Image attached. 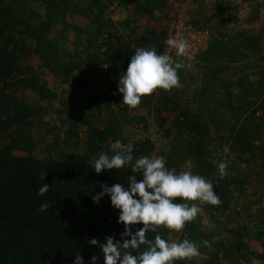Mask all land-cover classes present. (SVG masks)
Here are the masks:
<instances>
[{"label": "trees", "instance_id": "1", "mask_svg": "<svg viewBox=\"0 0 264 264\" xmlns=\"http://www.w3.org/2000/svg\"><path fill=\"white\" fill-rule=\"evenodd\" d=\"M171 1L0 0V264H73L76 255L86 264L96 255L104 264L99 246L88 241L104 242L107 236L119 241L124 225L109 196L98 203L93 196L102 191L101 183H126L134 173L125 167L98 175L92 158L110 152L116 139L134 144L136 157L156 154L150 134L155 122L171 143L159 154L168 166L181 171L191 161V171L214 183L222 203L203 204V212L179 233L161 226L149 238L187 237L200 245L199 257L177 264L264 261V27L257 33H224L239 21L243 0H216L211 10L202 11L203 0H194L197 17L189 23L217 35L198 50L199 67L180 71L181 87L157 89L133 110L118 93L119 76L137 48L168 50L176 17ZM116 4L127 13L120 23L126 31L110 9ZM251 14L260 19L262 11L256 7ZM185 70L200 85L188 86ZM95 81L104 106L93 115L83 110L86 95L79 102L83 108L71 111L61 97L65 91L54 98L62 84L76 95L79 86ZM46 86L53 88L51 96L44 94ZM22 89L39 93L40 102L17 96ZM137 133L139 138L130 137ZM228 152L234 157L226 160L228 175L221 179L213 161ZM44 183L50 189L41 197L37 192ZM251 188L252 199L241 209L249 220L261 222L253 244L249 222L234 216L238 200H247ZM42 202L48 211H39Z\"/></svg>", "mask_w": 264, "mask_h": 264}, {"label": "clouds", "instance_id": "2", "mask_svg": "<svg viewBox=\"0 0 264 264\" xmlns=\"http://www.w3.org/2000/svg\"><path fill=\"white\" fill-rule=\"evenodd\" d=\"M166 44L175 50L177 57L190 53L187 38L169 34ZM184 68L185 64L175 61L168 50L161 53L156 47L137 48L127 69L119 76L118 93L123 95V104L133 110L141 105L143 97L152 95L157 89L171 91L181 87L180 71ZM134 152V144L116 139L111 143L110 152L102 151L98 158H92V166L98 175L105 170L125 167H130L134 175L128 176L126 183L117 182L112 186L101 183L102 191L93 196L97 203L109 196L111 205L119 210L118 223L124 225L121 240L107 236L104 242L98 238L88 242L99 246L104 264H177L199 257L200 245L196 241L187 237L169 240L161 234L149 238L148 233H158L161 226L179 233L203 212V204L219 206L222 201L214 190V183L191 171L194 167L191 161L185 163V170L177 171L168 166L163 155L136 157ZM213 164L221 179L228 175V161L214 160ZM49 189L50 186L44 183L37 195L43 197ZM48 209V203L40 204L39 211ZM140 224L143 227L133 231L132 226ZM203 244L211 250V242L205 240ZM98 260L99 256L94 255L88 264H98ZM73 264H86V261L83 256L76 255Z\"/></svg>", "mask_w": 264, "mask_h": 264}, {"label": "rangeland", "instance_id": "3", "mask_svg": "<svg viewBox=\"0 0 264 264\" xmlns=\"http://www.w3.org/2000/svg\"><path fill=\"white\" fill-rule=\"evenodd\" d=\"M215 1L216 0H203L202 5H201L202 8L199 11H202L203 9L211 10V6L213 5V3H215ZM238 1H241V0H238ZM171 2H172L171 4L174 6L173 12H175L176 15L179 13H182V15L187 14L188 19H190V18L193 19L194 17H197V13H196L197 4L194 2V0H172ZM263 4H264V0H243L242 4H240V6H239V12H238L239 21L234 22V23H230L228 25V27L224 31L226 36L231 35V34L234 35L236 32L243 30V29L250 30L251 32L257 33L262 27H264V5ZM256 7H259L260 11H262L260 19H256V18L251 17L252 16L251 13ZM125 13L126 12L124 11V9L118 5L119 17L122 18L123 15H125ZM120 18L117 19V17H115V19H116L115 22H117L119 24V26L122 30L126 31V29L120 25V23H121ZM205 30L206 31L205 32L203 31V33H201L200 36H196V38H194V41L196 43L195 44L196 49L193 50V53L191 54V56H188L186 58L185 57L180 58V61L185 64V68L194 69L196 67H199V65H198L199 61H198V59H196V54L198 53V50L204 44L206 45L205 42H207L208 40L212 39L214 36L217 35L214 32V29L207 28ZM199 38H203V44H201V46L197 45L200 43ZM32 50L33 49H31V51ZM184 74L186 76L185 77L186 80L188 82H190L191 80H190V78L188 76L189 74L186 72V70L184 71ZM200 83L201 82H199V81L197 82V80H195L194 82L187 83V84H188V86L193 87L194 85L195 86L200 85ZM53 86H54V90H56L55 89L56 85L53 84ZM67 86L68 85L62 84L59 87V89H57V92L54 95L55 96L54 98H56V95L58 94V92L62 93L63 91H65L63 94H61V97L65 98L64 100L66 101V106H68V107L70 106L68 108V110L71 111L74 109H79L78 108L79 107L78 105H80L79 102L83 101V96H85V95L87 96L89 104L88 103H87V105L84 104L85 108L83 110H85V112H91L90 115H93V110H96V108H102V106H104L103 99L101 96L102 87H101V84H99L97 81H95V83H93L90 87L79 86L77 89L81 88L83 93H81L82 92L81 91L80 93H78L76 95L73 94L72 92H70V90H69L70 88H69V86H68V88H66ZM52 89H50V88H48V86H46L44 88V94L50 95V90L52 91ZM16 95L19 97H25L30 102H40L39 93H37L36 91H33L31 89L19 90L18 92H16ZM79 97H81V99ZM80 107H81V109L83 108V106H81V105H80ZM152 128H153L154 132H152L150 134H151L152 139L154 140L155 145H156V155H159L163 152L167 153L169 151V149L171 148V143L169 142L170 140H167L166 137H164V135H162L163 132L161 131V128L158 127V123L155 122V124L153 125ZM159 130H160V133H159ZM130 137L139 138V134L138 133L137 134H130ZM48 139H50V138H48ZM60 144H62V142H60ZM41 149H46L45 144H43L41 146ZM226 150H228L227 146H225V150L223 151V153H224L223 155H225V153L227 152ZM232 157H234V155L229 154V152H228L226 155V158H224L223 160H227V159L232 158ZM262 188H264V186H262ZM247 195H248L247 200H245V199L238 200L239 212L236 213L237 215H234V216L238 217L240 222L241 221H245V222L248 221L249 222V225H250L249 229L252 232L251 237H250L251 239L249 240V242L251 244H253L254 238H255L254 234L259 227H262V225H261V222L258 221V219L257 220H249L246 210L243 208L241 209V205L245 204V201H246V204L248 201L249 202L251 201L252 198L249 196L253 195L252 194V188L248 191ZM253 207H257L256 204L253 205ZM251 211H252V213L254 212L253 208ZM254 213L257 214V211H255ZM205 223H208L207 218L204 219V224ZM210 226H212V225H210ZM205 227H207V225H205ZM213 228H214V226H213ZM178 239H179V237L173 236L172 239H170V240H178ZM225 264H232V262L228 261ZM253 264H264V261L262 262V261L255 260L253 262Z\"/></svg>", "mask_w": 264, "mask_h": 264}, {"label": "built area", "instance_id": "4", "mask_svg": "<svg viewBox=\"0 0 264 264\" xmlns=\"http://www.w3.org/2000/svg\"><path fill=\"white\" fill-rule=\"evenodd\" d=\"M111 11L113 12L114 17H118V9L115 8L114 6L110 7ZM203 31L201 30H196L190 23L187 14L182 15V13H179L176 15V17L173 19L171 25H170V33L176 35L177 38H187L190 42L191 49L190 53L187 56H184L185 58L188 56H191L193 53V50L196 49L195 47V41L194 38L196 36H200ZM200 43L197 44L198 46H201L203 44V38H199ZM197 46V47H198ZM168 52L175 54V50L169 48L168 46Z\"/></svg>", "mask_w": 264, "mask_h": 264}, {"label": "crops", "instance_id": "5", "mask_svg": "<svg viewBox=\"0 0 264 264\" xmlns=\"http://www.w3.org/2000/svg\"><path fill=\"white\" fill-rule=\"evenodd\" d=\"M116 5H117V8H118V5H119V4H116ZM119 6H120V5H119ZM171 6H172V4H171ZM172 7H174V6H172ZM124 11H125V10H124ZM125 12H126V11H125ZM126 15H127V13H125V15H123L122 18H120V17L118 16L117 19L120 18L121 20H123V18H124ZM121 20H120V21H121ZM51 84H53V82H52Z\"/></svg>", "mask_w": 264, "mask_h": 264}]
</instances>
